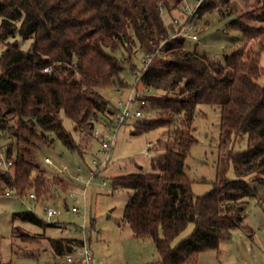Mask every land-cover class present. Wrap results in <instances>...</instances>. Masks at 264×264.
Wrapping results in <instances>:
<instances>
[{
    "label": "trees",
    "instance_id": "trees-1",
    "mask_svg": "<svg viewBox=\"0 0 264 264\" xmlns=\"http://www.w3.org/2000/svg\"><path fill=\"white\" fill-rule=\"evenodd\" d=\"M181 4L182 0H0V131L9 141L1 152L12 162L10 168L0 166V183L21 199L34 192L36 204L51 199L52 187L61 180L41 169L40 154L57 140L82 158L88 154L85 141L90 137L101 148L119 108L100 90L131 87L123 77L130 70L137 79L134 89L140 92L142 85L151 93L141 91L135 97L145 113L136 118L132 133L167 129L170 135L158 142L162 150L152 159L151 171L115 176L112 185L115 191L132 192L124 221L135 238L154 242L160 264H195L200 253L217 250L243 226L247 199L262 201L260 187L264 188V85L259 84L264 75V28L235 21L243 46L221 63L188 49V38L179 35L178 26L165 24L162 12ZM217 7L215 0H206L191 18L201 19ZM255 21L264 23V11ZM139 56L140 70L134 63ZM148 57L152 61L146 66ZM199 105L221 108L223 147L242 133L248 144L245 151L229 156L237 179L218 181L202 196L194 194L186 171L197 141L193 124ZM149 112L154 118L142 119ZM98 127L104 128L102 135H95ZM15 217L42 228L58 224L30 209ZM190 224L192 233L173 245ZM49 243L61 258L83 244L80 239Z\"/></svg>",
    "mask_w": 264,
    "mask_h": 264
},
{
    "label": "rangeland",
    "instance_id": "rangeland-1",
    "mask_svg": "<svg viewBox=\"0 0 264 264\" xmlns=\"http://www.w3.org/2000/svg\"><path fill=\"white\" fill-rule=\"evenodd\" d=\"M198 1L182 0L178 9L164 10L162 17L167 26L176 28L179 23L178 29H181L188 25L191 34L197 33L198 41L187 39V48L205 54L212 60L224 63L225 56L243 46L242 32L233 28L235 21L264 28V23L255 21L256 15L264 11V0H215L219 7L206 13L201 19H192L189 16L197 7ZM25 44L23 48L27 49L30 42ZM3 50L4 48L0 47V56ZM134 63L138 70L142 69V56ZM261 64L264 68V57ZM123 77L131 87L119 91L100 90L114 105L125 102L137 83L136 76L130 70H127ZM259 84L264 85V75ZM138 90L144 91V87L139 85ZM150 94L144 91V95ZM134 106L139 108L137 104ZM153 118L154 113L149 112V115L142 119ZM137 121L138 119H130L118 128L111 160L86 192L84 184L80 182L74 180V183L69 184L68 180L71 178L62 170L66 169L73 176L79 173L85 180L90 178L93 160L101 157L98 155L100 145L95 144L90 136L88 141H85L88 154L84 158L69 152L58 140L52 148L45 149L44 153L40 154L41 169L53 178L61 180L55 182L52 187L49 194L51 199H41L36 204L30 199V195L21 199L0 183V264H67L64 257L55 255L49 240L83 238L81 226L84 222L86 238L94 252L95 264H160L161 259L154 242L135 238L124 221L125 207L132 192L123 189L115 191L112 185V178L115 176L133 173L139 169L151 171L152 159L162 150L158 142L167 141L169 138L167 129L134 135L132 130ZM65 126L72 130L70 120L65 119ZM193 126L197 141L186 161V171L193 181L194 194L202 196L213 190L214 183L218 181L237 179L229 156L231 153L247 149V135L239 134L228 146L221 145L219 106L199 105ZM8 142L0 131V151H5ZM45 157H49L53 165L44 163ZM71 192L77 194V200L69 197ZM260 192L262 201L259 202L256 198L247 199V218L243 226L233 231L231 239L221 241L217 250L200 253L195 264H264V188L260 187ZM50 206L59 211V215L53 220L58 223L54 227L42 228L15 217L16 213L30 209L46 221L44 208ZM74 206L79 207L81 215L71 211ZM193 229L194 225L190 224L173 245L188 237Z\"/></svg>",
    "mask_w": 264,
    "mask_h": 264
},
{
    "label": "built area",
    "instance_id": "built-area-1",
    "mask_svg": "<svg viewBox=\"0 0 264 264\" xmlns=\"http://www.w3.org/2000/svg\"><path fill=\"white\" fill-rule=\"evenodd\" d=\"M204 1L206 0L198 1L197 7L194 9V11L191 12L189 17L194 16L196 9ZM177 26H179V23H177ZM190 32H191L190 27H188V25H184L180 29L179 35L184 36L188 39H192L194 41H198L197 33L191 34ZM151 61H152V57H148L144 60V63L147 66L151 63ZM141 94L142 92H137L136 89H133L132 94L125 102L121 101L117 104L119 111L117 114L114 115L112 125L108 128V131H106V133L104 134L105 140L102 142V146L99 150V154L101 157L95 158L93 160V169H91L90 171L91 176L88 180H85V178L79 173L76 176H73L68 171H66V169L62 170L67 177L69 176L71 178V180L73 181L75 180V182H80L84 184V192H86L87 188L96 178L97 173L103 168H105L110 162L112 151L114 149L115 141H116L115 135L116 132L118 131V128L127 119L140 118L145 113V110L142 108V106L140 107L139 105V108H135L134 106L136 104V100H135L136 95H141ZM95 135H102V132L100 130H97L95 131ZM44 161L48 165H53V162L49 157H46ZM0 166H4L6 168H10L12 166V162L6 161L1 151H0ZM104 185H106V182H104ZM29 195L31 200L35 201L37 199L36 194L34 192L30 193ZM69 197L73 200L78 199V196L75 192H71L69 194ZM84 200H85V196H84ZM44 209L46 212V220L48 222H52L59 215V211L55 207L50 206V207H45ZM71 211L75 214L81 215L80 209L77 206L72 207ZM81 230L83 232V238H80V240L83 242V244L80 247H78L75 252L66 254L64 256V259L67 264H95V257L93 254V250L85 234V222L81 226Z\"/></svg>",
    "mask_w": 264,
    "mask_h": 264
},
{
    "label": "crops",
    "instance_id": "crops-1",
    "mask_svg": "<svg viewBox=\"0 0 264 264\" xmlns=\"http://www.w3.org/2000/svg\"><path fill=\"white\" fill-rule=\"evenodd\" d=\"M93 254H94V252H93Z\"/></svg>",
    "mask_w": 264,
    "mask_h": 264
}]
</instances>
